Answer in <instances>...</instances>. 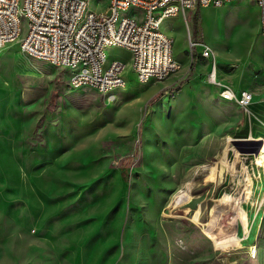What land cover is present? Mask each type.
<instances>
[{"label":"rangeland","instance_id":"obj_1","mask_svg":"<svg viewBox=\"0 0 264 264\" xmlns=\"http://www.w3.org/2000/svg\"><path fill=\"white\" fill-rule=\"evenodd\" d=\"M186 13L161 26L174 57L209 63L202 44L218 62L253 58L263 36L256 4ZM230 13L241 20L225 45L206 27ZM106 55L126 64V85L102 93L29 57L20 39L0 48V264H264V105L257 115L237 106V120L200 131L205 109L198 119L167 113L147 155L154 105L194 71L142 84L129 51Z\"/></svg>","mask_w":264,"mask_h":264},{"label":"built area","instance_id":"obj_2","mask_svg":"<svg viewBox=\"0 0 264 264\" xmlns=\"http://www.w3.org/2000/svg\"><path fill=\"white\" fill-rule=\"evenodd\" d=\"M230 1L256 4L264 34V0H0V48L20 39L29 57L76 68L71 78L75 87L108 93L125 86L127 68L108 59L109 47L130 52V66L140 83L163 81L181 68L173 55V39L161 31L164 20ZM189 41L192 51L198 43ZM201 55L211 64L208 82L222 86V98L248 112L253 93L245 89L238 94L222 85L212 48L203 45Z\"/></svg>","mask_w":264,"mask_h":264},{"label":"crops","instance_id":"obj_3","mask_svg":"<svg viewBox=\"0 0 264 264\" xmlns=\"http://www.w3.org/2000/svg\"><path fill=\"white\" fill-rule=\"evenodd\" d=\"M178 16H180V15H178ZM178 16H175V17L177 18ZM170 18H172V17H170ZM259 38H261V39L259 41H257V45H256V48L254 51L253 58H248L245 61L242 60L239 63H235L232 59L224 60L221 62L217 61L218 78H219V81L223 85L230 87L232 90H234L238 94H240V92L242 90H245V89L252 90L253 95H254V102L250 106V111L254 112L256 115L258 113H260V111H261L260 109L262 108V105H264V101H263V98H264V34H263V36H261ZM202 48H203V46L199 45V52L202 50ZM175 59L181 64V68L177 73H175L174 75L170 76L167 79V81L165 82V85H172L177 80L184 78L191 71H194L192 77L186 83H184L182 88L183 87L185 88L186 86H190L189 91L197 93L200 97L212 95L214 98H218V100L220 101L219 103L223 107L226 106V108H237L236 115L234 116V118L229 119V120L234 122L235 120L238 119V117L241 115L238 111L239 106L236 105L235 103L224 100L220 96V92L222 90L220 86L212 85V84L210 85L208 83L207 74L211 69L210 63L204 64L201 62H197L195 64V60L192 59V57L190 55H189V57H187L186 55H178L177 58L175 56ZM202 73H205V74L207 73L206 78L201 79ZM182 88L178 92L184 90V88L183 89ZM192 89H193V91H192ZM178 92H176V93H178ZM176 93L171 94L169 96L162 97V99H160L154 105L153 110H152V115L156 111V108H155L156 105H158L160 103L163 104L164 101L166 100V98H167L166 102L167 103L170 102L169 101L170 98L173 95H175ZM181 110L182 109L178 110V112H180ZM182 112H183V110H182ZM167 113L168 114L169 113L174 114V111L170 110ZM165 117H166V115H165ZM172 126H176L178 128V125H172ZM191 136H192V133H191ZM150 141H148V142L145 141V153L147 155L149 154L150 150L152 149V145H151ZM168 141L170 142V139L166 138V142H167L166 144L167 145L163 149H166L168 146L171 145V144L170 145L168 144L169 143Z\"/></svg>","mask_w":264,"mask_h":264},{"label":"bare ground","instance_id":"obj_4","mask_svg":"<svg viewBox=\"0 0 264 264\" xmlns=\"http://www.w3.org/2000/svg\"><path fill=\"white\" fill-rule=\"evenodd\" d=\"M207 7H209V6H207ZM234 14L235 13H232V14L230 13L229 15H225L224 16V22H220V19H219L218 22L221 23L219 25H217V24L213 25L211 22H209L208 26L206 27V32L211 33V36L220 34L222 37L223 43L225 45H227V40L229 39V36L231 35V33L233 31V26L241 20V13L240 14L236 13L237 15L236 14L234 15ZM230 43H231V41H230ZM213 53L216 57V55H217L216 50L213 49ZM216 59H217V57H216ZM74 69H76V68H74ZM74 69H72V68L69 69V70H71L72 74L74 72ZM68 76L71 77L69 74H68ZM209 84L211 85V83H209ZM220 87L222 88V86H220ZM189 89H190V86H186L184 88V90L173 95L169 100L170 102L167 103L166 102L167 98H166V100L164 101L163 104L160 103V104L156 105V107H155L156 111L151 116L149 123L146 127V131H145V135H144L146 142H148L152 139V135H154V133H153L154 131H161L162 130L163 124L166 120L165 115L170 110L176 112V111L182 109L184 113L190 112L194 119H198V117H200V115L202 114L203 109H205L206 110V117L204 118L202 124H199V128H197L198 129L197 131L204 130V129L208 128L209 126H211L214 121H219L223 117L232 115V114L237 112V108H226V106L223 107L220 103H218L217 101H214L213 100L214 98L212 99L209 96L200 97L197 93L190 92ZM192 91H193V89H192ZM221 97H222V95H221ZM182 110L180 112H182ZM188 119L191 120L192 118H188ZM185 123H187V122H185ZM182 124L183 123L181 122L180 125H182ZM185 125L186 124H184L183 126H185ZM183 128L186 129V127H183ZM187 128H188V126H187ZM191 133H192V137L195 136L196 130L191 132ZM186 197H187V194H184V195L181 194V196H179V201L180 202L184 201Z\"/></svg>","mask_w":264,"mask_h":264},{"label":"trees","instance_id":"obj_5","mask_svg":"<svg viewBox=\"0 0 264 264\" xmlns=\"http://www.w3.org/2000/svg\"><path fill=\"white\" fill-rule=\"evenodd\" d=\"M197 22H198V21H197V18H196V16H195V26L197 25Z\"/></svg>","mask_w":264,"mask_h":264}]
</instances>
